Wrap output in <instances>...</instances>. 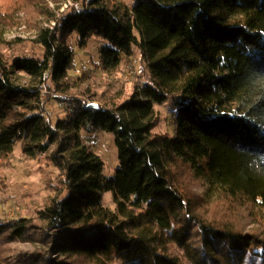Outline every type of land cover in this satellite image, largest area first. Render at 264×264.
<instances>
[{"label":"trees","instance_id":"trees-1","mask_svg":"<svg viewBox=\"0 0 264 264\" xmlns=\"http://www.w3.org/2000/svg\"><path fill=\"white\" fill-rule=\"evenodd\" d=\"M48 20L54 25L38 27L32 41L40 58L9 62L0 53V164L17 143L26 159L50 152L56 177H45L50 193L37 214L41 229L58 235L61 255L72 264L142 255L149 264H181L157 255L146 232L128 231L139 224L173 236L192 264L234 263L241 252L264 261V0H134L130 9L121 0H70ZM71 36L81 47L91 38L102 42V73L117 72L137 50L148 76L126 99L123 91H84L100 109L78 102L53 124L42 91L50 83L67 94L80 82L67 74ZM17 74L28 83L15 82ZM169 98L173 133H155L153 106ZM97 130L114 135L112 177L81 136ZM195 183L205 187L202 196L192 191ZM104 192L118 201L116 211L103 206ZM122 206L139 214H123ZM241 209L254 224L247 232L235 221ZM183 219L204 235L200 249L187 244ZM27 223L16 222L17 237Z\"/></svg>","mask_w":264,"mask_h":264},{"label":"rangeland","instance_id":"rangeland-1","mask_svg":"<svg viewBox=\"0 0 264 264\" xmlns=\"http://www.w3.org/2000/svg\"><path fill=\"white\" fill-rule=\"evenodd\" d=\"M129 9L134 0H121ZM70 0H0V53L7 61L18 57H38L42 50L32 43L38 27L53 26L49 16L57 17ZM47 16V17H46ZM137 38L139 37L136 33ZM106 45V44H105ZM102 42L96 38L88 39L84 46H80L75 36L68 40V47L73 51L71 69L67 72L70 81L80 79L77 88L70 87L67 94L54 92L51 84L45 88L43 98L48 99L45 105V117L53 124L57 119L67 118L72 109L69 105L76 103H88L87 96H111L123 91V99L132 93L134 85L141 86L145 83L146 62L141 54L135 50L130 59L123 58L119 70L112 74H105L99 69V49ZM15 82L21 85L28 83L29 79L24 74H17ZM87 95L82 96L84 91ZM154 113L159 118V124L154 132L158 134L173 133L174 103L171 98L160 105L153 106ZM93 152L104 162V175L112 177L118 168L117 150L114 143V135L103 130H97L91 135L81 134ZM50 154L39 155L34 159H26L17 143L10 158L0 164V226L7 225L6 231L0 233V264H72L66 260L59 251L60 240L58 235L46 234L42 229V223L38 219V211L43 208L49 196V188L45 177L54 179L56 172L52 166L47 165L46 157ZM192 191L197 196L204 194L205 187L201 183L191 185ZM104 207L116 211L118 201L111 192L102 194ZM123 208V206H122ZM123 214L137 216L139 211L123 208ZM27 221V228L22 238L13 232L16 222ZM179 228L186 235L187 244L192 248H199L204 235L200 233L197 225L189 220H181ZM237 226L245 232L254 226L252 218L239 210L235 217ZM252 222V223H251ZM234 223V222H233ZM128 231L137 234L140 231L152 239V247L157 255L168 256L177 259L181 264H192L188 261L185 252L174 241V237L168 236L155 229L148 230L144 225H132ZM224 253H228L225 246L218 243ZM234 263L226 264H264L250 256L246 252L233 253ZM116 264H149L146 255L138 259L120 258Z\"/></svg>","mask_w":264,"mask_h":264},{"label":"water","instance_id":"water-1","mask_svg":"<svg viewBox=\"0 0 264 264\" xmlns=\"http://www.w3.org/2000/svg\"><path fill=\"white\" fill-rule=\"evenodd\" d=\"M86 1H90V0H86ZM86 108H94V109H100V106L96 103H88L86 105Z\"/></svg>","mask_w":264,"mask_h":264}]
</instances>
